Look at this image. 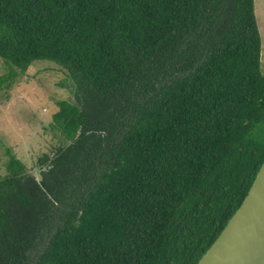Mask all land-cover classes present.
<instances>
[{"label": "trees", "instance_id": "16d2710c", "mask_svg": "<svg viewBox=\"0 0 264 264\" xmlns=\"http://www.w3.org/2000/svg\"><path fill=\"white\" fill-rule=\"evenodd\" d=\"M260 52L253 0H0V86L73 94L40 179L4 147L0 264H196L264 160Z\"/></svg>", "mask_w": 264, "mask_h": 264}, {"label": "rangeland", "instance_id": "374dc122", "mask_svg": "<svg viewBox=\"0 0 264 264\" xmlns=\"http://www.w3.org/2000/svg\"><path fill=\"white\" fill-rule=\"evenodd\" d=\"M261 39L260 70L264 73V8L257 9ZM7 67L0 58V75ZM66 73L48 60H35L25 71H18L13 88L6 92L0 86V175L6 160L4 147H9L36 179L41 178L43 155L53 156L62 143L59 134L49 128L56 100H72Z\"/></svg>", "mask_w": 264, "mask_h": 264}, {"label": "water", "instance_id": "95a60500", "mask_svg": "<svg viewBox=\"0 0 264 264\" xmlns=\"http://www.w3.org/2000/svg\"><path fill=\"white\" fill-rule=\"evenodd\" d=\"M196 264H264V160L241 204Z\"/></svg>", "mask_w": 264, "mask_h": 264}, {"label": "crops", "instance_id": "0c3cea01", "mask_svg": "<svg viewBox=\"0 0 264 264\" xmlns=\"http://www.w3.org/2000/svg\"><path fill=\"white\" fill-rule=\"evenodd\" d=\"M253 5H254V13H255L256 24H257L258 23V19H257V9H258V7H263L264 8V0H253ZM257 27H258V24H257Z\"/></svg>", "mask_w": 264, "mask_h": 264}]
</instances>
